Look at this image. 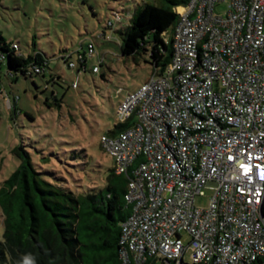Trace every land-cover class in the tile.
Returning <instances> with one entry per match:
<instances>
[{
  "label": "built area",
  "instance_id": "2783aa9c",
  "mask_svg": "<svg viewBox=\"0 0 264 264\" xmlns=\"http://www.w3.org/2000/svg\"><path fill=\"white\" fill-rule=\"evenodd\" d=\"M176 12L169 64L118 104L129 127L100 138L115 174L139 160L120 264H183L187 250L191 264H264V0H189Z\"/></svg>",
  "mask_w": 264,
  "mask_h": 264
},
{
  "label": "rangeland",
  "instance_id": "374dc122",
  "mask_svg": "<svg viewBox=\"0 0 264 264\" xmlns=\"http://www.w3.org/2000/svg\"><path fill=\"white\" fill-rule=\"evenodd\" d=\"M143 1L0 0V36L4 41L17 44L23 54L37 50L48 58L42 78L19 75L13 80L6 74L7 66L0 65V186L18 167L12 151L22 146L45 180L77 194L103 187L113 163L100 138L116 124V109L124 96L153 72L144 60L147 55L123 57L120 26L115 24L113 33L106 26L108 20L117 19L115 13L121 16L122 25L126 23ZM166 35L171 36L172 30ZM88 42L95 55L87 58L86 70L77 73L76 52L84 50ZM65 54H71L76 67L69 69L60 60ZM93 66L98 67V73L91 72ZM51 75L60 77L61 86L48 84L44 91ZM52 91L61 98L59 107L45 105L46 100L53 101ZM13 98H17L15 103ZM14 104L18 111L13 110ZM210 196L205 191L195 205L205 207ZM2 220L0 211V240ZM105 250L98 264H113ZM95 251L88 250L87 264L93 262ZM190 254L187 250L183 264H191ZM146 264L162 263L148 260Z\"/></svg>",
  "mask_w": 264,
  "mask_h": 264
},
{
  "label": "trees",
  "instance_id": "16d2710c",
  "mask_svg": "<svg viewBox=\"0 0 264 264\" xmlns=\"http://www.w3.org/2000/svg\"><path fill=\"white\" fill-rule=\"evenodd\" d=\"M188 1L144 0L123 25L121 16L113 14L117 19L108 20L106 27L113 33L114 25L120 26L121 55L134 58L147 55L146 63L152 66L153 71L162 73L172 55L171 40L165 43L163 33L174 29L178 22L176 9ZM88 43L84 50L76 52L77 73L86 70ZM11 44L0 36V65L7 66L6 74L11 79L16 80L19 75L24 79L45 76L48 58L43 53L33 50L23 54L19 47L14 50ZM32 46L34 48V41ZM70 59L71 54L60 56L68 68L73 63ZM48 84L61 86L60 77L51 75L44 84V91ZM50 98L53 101L46 100L47 107L60 106L61 98L56 93L52 91ZM16 99L13 98V103ZM13 110H17L15 104ZM130 123H116L107 134L123 131ZM12 153L19 165L0 186L3 216L0 264H21L26 253L35 256L37 264H87L88 250L93 248L96 253H93V262L89 264H98V260L104 258L101 252L105 248L108 251L105 257L108 256L113 264H120V225L131 210L124 196L127 183L133 179L135 164L120 175L111 168L103 187L77 194L45 180L22 146L15 147Z\"/></svg>",
  "mask_w": 264,
  "mask_h": 264
},
{
  "label": "clouds",
  "instance_id": "9594fccd",
  "mask_svg": "<svg viewBox=\"0 0 264 264\" xmlns=\"http://www.w3.org/2000/svg\"><path fill=\"white\" fill-rule=\"evenodd\" d=\"M21 264H37L35 256H33L31 253H26L22 257Z\"/></svg>",
  "mask_w": 264,
  "mask_h": 264
}]
</instances>
